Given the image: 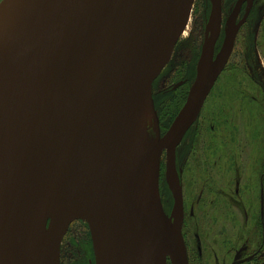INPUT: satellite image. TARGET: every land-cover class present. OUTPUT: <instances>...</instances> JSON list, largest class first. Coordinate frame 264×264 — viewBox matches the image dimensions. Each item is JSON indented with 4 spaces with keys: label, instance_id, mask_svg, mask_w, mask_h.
Segmentation results:
<instances>
[{
    "label": "water",
    "instance_id": "obj_1",
    "mask_svg": "<svg viewBox=\"0 0 264 264\" xmlns=\"http://www.w3.org/2000/svg\"><path fill=\"white\" fill-rule=\"evenodd\" d=\"M195 2L0 3V264H61L63 240L78 220L89 227L95 264H189L177 149L224 72L255 0H237L216 57L223 0H210L187 100L169 130L138 155L137 123L153 104V84ZM164 156L174 204L169 215L160 201L159 224L145 212L146 191L150 185L159 195Z\"/></svg>",
    "mask_w": 264,
    "mask_h": 264
},
{
    "label": "rangeland",
    "instance_id": "obj_2",
    "mask_svg": "<svg viewBox=\"0 0 264 264\" xmlns=\"http://www.w3.org/2000/svg\"><path fill=\"white\" fill-rule=\"evenodd\" d=\"M236 2L237 0H223L225 17L231 14ZM210 10L211 3L207 0L203 16H200L199 0L195 2L189 25L174 50L172 67L176 69L182 65L184 72L187 71V78L193 76ZM237 37L235 52L226 71L214 86V91H211L212 94L210 93L211 96L196 127L193 126L188 132L179 149L178 167L181 172L186 224L189 228L192 210L194 209L195 215L199 214V211L202 212L204 221L203 215L209 206L206 200L216 199V194L209 188L212 186L218 189L214 184L215 180L221 177L209 175L235 174L239 169L240 174H250L252 180L264 177V0H256L248 25ZM181 76L182 74L180 77L174 76L172 82H179ZM165 80L162 79L161 82L166 83ZM188 89L189 87L178 89L177 93L172 94L162 93L160 99L155 101L153 99L154 112L156 113V107L159 113L154 116L158 125L153 121L155 130L152 132L153 139L157 137V128L160 134V128L164 125L167 127L177 116L186 101ZM182 91H185V94L180 97ZM168 97L178 99L176 106L170 107L169 102H165ZM220 160L224 166L211 167L212 162ZM163 163L164 168L161 166L159 178V199L164 210L170 215L174 201L171 198L172 194L169 197L171 192L165 179V156ZM163 190L166 191V198ZM249 192L241 189L239 199L244 198L246 206L256 205L253 215L261 221L262 214L264 216V202L262 204L260 189L254 188ZM199 200L201 204L198 205ZM216 211L221 212L220 206L213 213L216 214ZM201 245L200 248L204 249ZM93 253L88 225L80 220L74 222L62 243L61 264H90V260H94ZM199 264L208 263L200 256Z\"/></svg>",
    "mask_w": 264,
    "mask_h": 264
},
{
    "label": "flooded vegetation",
    "instance_id": "obj_3",
    "mask_svg": "<svg viewBox=\"0 0 264 264\" xmlns=\"http://www.w3.org/2000/svg\"><path fill=\"white\" fill-rule=\"evenodd\" d=\"M255 5H256V0L252 8V11L249 15V18L247 19V22L244 24V26L240 29L238 36L240 35L242 29L246 25H248L249 19L251 15L253 14ZM245 10H246V5L243 6L241 14L238 18V22H240L243 19L245 15ZM228 16L225 17L223 15L224 17L223 25H222L220 38L216 45L215 57L219 53L222 47L223 41H224V37H225L224 29H225V23H226ZM237 39H236V42H237ZM236 42H235V47H234L233 53L230 57L228 64L230 63L232 56L235 52ZM201 51H202V47L200 49V53L198 55L196 65L194 66L193 76H192V78L194 79L191 85H189V82L192 78L186 77L187 71L184 72V67L182 65L180 67H177L176 69L172 67V60H173V57H172L170 63L167 65V67L163 70L161 75L158 77V79L153 84L152 92H153L154 101L155 99L156 100L160 99V97L162 96L160 94L162 93H164V95L177 93L178 89L180 90L186 87L187 88L189 87L188 89V94H189L190 88L193 85L196 79V76H197V65H198V62L201 56ZM227 66L224 72L226 71ZM180 74H182L181 80L177 83L172 82L173 77L174 76L180 77ZM162 79H166L165 80L166 83L161 82ZM214 89L215 87L213 88L212 92L214 91ZM184 94H185V91H182V93L180 94V97H183ZM188 94H187V97H188ZM211 94L209 95V97L211 96ZM208 98L206 100V103L208 101ZM155 109H156V113L159 114L156 107ZM174 119L169 123L167 127L164 125L163 127L160 128L161 136H163L169 130ZM196 124L194 125V127H196ZM192 129L193 128H191L190 130ZM187 136H188V133L177 149V170L179 173L180 182H181V172L178 167L179 149L183 145ZM213 164H214V167L221 166V165L224 166L221 163V160L220 162L214 161ZM209 176H218L221 178L215 180L214 187L215 188L218 187V189H214L212 186H210L209 188L211 189L210 191L216 194L215 195L216 199H213L211 201L206 200V203L209 204V206L207 208L208 211L203 215L204 221L202 217V212L200 213L199 211V214L195 215V212L193 209L190 215L192 217L191 218L192 222H189L191 225L189 228L188 225L186 224L187 216H186V211H185V220L183 224V237H184L186 247H187L189 264H199L200 256L208 264H264V216L262 214L261 221H259L258 218L256 219L255 216L253 215L255 214L254 207L256 205L246 206V201L244 200V198L239 199L241 189L244 192H247V191L249 192L250 190H253L254 188L256 189L259 188L260 194L262 197V204H263L264 202V177L263 176L260 177L259 180H257L258 177H256V178H253L252 180V176L250 174H247V175L240 174L239 169L236 170L235 174H225L224 173L222 175L214 174V175H209ZM244 177L246 179H243ZM218 182L219 184L217 185ZM200 203H201V200H199L198 205ZM219 206L221 208V212L216 211V214L213 213L215 209L219 208ZM184 210H185V203H184ZM200 245L204 246V249L203 247L201 249ZM92 255L94 258V253ZM90 264H95V261L90 260Z\"/></svg>",
    "mask_w": 264,
    "mask_h": 264
},
{
    "label": "bare ground",
    "instance_id": "obj_4",
    "mask_svg": "<svg viewBox=\"0 0 264 264\" xmlns=\"http://www.w3.org/2000/svg\"><path fill=\"white\" fill-rule=\"evenodd\" d=\"M54 114H56V112H54ZM153 121H156L157 124V119L153 115V104L151 101L144 108L136 127L134 147L138 155L142 154L151 145V140L153 139L152 132L153 131L155 132ZM157 132L159 133L158 128H157ZM213 166L214 164L212 162L211 167ZM154 179H153V183H154ZM149 188L150 185L147 187V191H146L147 205L145 212L147 215H150V213L152 214L153 212V216H154V217L152 216L153 219L157 221L159 224H162L161 215L160 213L159 214L157 213V211L160 209L159 195L154 193L153 189L150 191Z\"/></svg>",
    "mask_w": 264,
    "mask_h": 264
},
{
    "label": "trees",
    "instance_id": "obj_5",
    "mask_svg": "<svg viewBox=\"0 0 264 264\" xmlns=\"http://www.w3.org/2000/svg\"><path fill=\"white\" fill-rule=\"evenodd\" d=\"M197 1V0H196ZM205 1L207 2V0H199V11H200V16H203V11H204V6H205ZM177 98L176 97H168V99L165 101V102H169V104H170V107H172V106H176V103H177ZM177 109V108H176ZM168 110H170L169 108H168ZM180 111V110H179ZM169 112V111H168ZM175 113V112H174ZM173 113V114H174ZM179 113V112H178ZM177 113V114H178ZM172 114V113H171ZM162 168H164V163L162 164ZM166 188H167V186H166ZM167 191H168V189H167ZM166 193V191L165 190H163V194H164V198H166L167 197V195L165 194ZM168 193H169V191H168ZM171 196V193H169V197ZM172 198V197H171ZM173 200V199H172ZM201 204V203H200ZM169 210V209H168ZM166 211V210H165ZM167 213H169L168 211H166Z\"/></svg>",
    "mask_w": 264,
    "mask_h": 264
}]
</instances>
